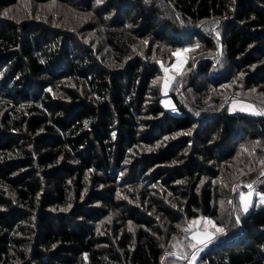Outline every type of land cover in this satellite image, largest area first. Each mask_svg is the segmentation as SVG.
<instances>
[{
  "label": "trees",
  "instance_id": "trees-1",
  "mask_svg": "<svg viewBox=\"0 0 264 264\" xmlns=\"http://www.w3.org/2000/svg\"><path fill=\"white\" fill-rule=\"evenodd\" d=\"M215 20L224 62L264 88V0H0V264H161L192 256L200 217L225 231L195 264H264V204L225 217L228 187L264 195V119L195 80L168 112L153 83Z\"/></svg>",
  "mask_w": 264,
  "mask_h": 264
},
{
  "label": "rangeland",
  "instance_id": "rangeland-1",
  "mask_svg": "<svg viewBox=\"0 0 264 264\" xmlns=\"http://www.w3.org/2000/svg\"><path fill=\"white\" fill-rule=\"evenodd\" d=\"M19 5L7 9L10 11L11 16H14V18L21 17V13L29 12L30 6H23L18 7ZM68 9V8H67ZM32 10V9H31ZM54 10V9H53ZM49 13V11H47ZM5 13V12H4ZM54 14H59V16H62L61 11L54 10ZM64 16H67L65 14ZM69 21H72L71 18H68ZM90 23H94V18L90 19ZM221 25L220 21H211L204 23L200 28L204 31L203 35L198 37L197 40L190 42L185 48L194 49L192 51H189L187 53H181L179 54V61L178 56L171 53L170 56L166 58V60L162 63H159V74L158 77L153 82L156 86H161V105L162 107L168 111L172 112L174 109V105L170 99V95H179L180 90L186 86L190 81L195 80L196 82L203 85L206 81L216 83L215 86H208L207 87V98L205 100L210 102H215V98L217 96L222 95V100H219L221 102V105H219V109L221 111H224L228 115H234V114H242V115H248L250 117H262L264 119V116L260 115H254L251 112L248 111H232V102L235 100L238 102V104L252 105L257 111H264V88L257 87L255 89H248L245 85V73L244 72H238L233 67V65L228 61L224 62V56L223 51L220 46L221 41V35L217 32L218 27ZM199 28V29H200ZM217 33L219 34L217 36ZM87 36V38H86ZM85 39H88L87 41H91V39H94L93 33L86 34ZM209 41L210 45H213L212 48L210 45L206 42ZM199 45L197 48L196 45ZM210 47V48H209ZM182 49V48H181ZM186 61V62H185ZM210 62L212 72L208 73V75L200 76L198 74L199 64L200 62ZM202 63V62H201ZM183 64V68L181 69L180 74H177L176 69L180 67V65ZM189 64L188 67L186 65ZM163 65V67H162ZM219 66H222L221 68H218ZM262 67H264V64L262 63ZM165 69H169V71L165 72ZM218 69V70H217ZM214 73L213 80H209L211 78V74ZM169 77H174V79L170 80L167 89H165V81ZM159 87V86H158ZM228 91V96L226 95ZM165 92L167 94L165 95ZM52 93L58 97H61L59 95V92L52 91ZM231 93V94H230ZM231 96V97H229ZM219 102V103H220ZM165 140H167L165 138ZM164 140L157 143V145L163 143ZM161 146V145H160ZM246 173V172H245ZM253 185V196H252V205L254 202L256 203V206H258L261 201V198L264 197V195H261L260 193L256 192L254 187H256L257 182L254 181L250 183ZM248 184H238L233 185L230 189V194L227 197L228 207L225 209V217L226 218V227L229 223H233V226L236 228H240V222L239 224L236 223L237 217L243 216L246 214L243 211V206L240 203V193L243 192L247 194L249 189L246 187ZM123 194V191H119V197ZM234 198V199H233ZM123 201L126 199H122ZM220 200V199H219ZM226 200V198L224 199ZM130 203V200H126ZM231 201V203H229ZM239 202V204H238ZM233 203V205H232ZM235 205V206H234ZM222 208V203L220 206ZM252 208V206L249 208V210ZM248 210V211H249ZM235 212L240 213L239 216L235 217ZM248 213V212H247ZM219 217V216H218ZM216 224L215 220H213ZM215 239L212 240L211 243L208 244L207 247L212 246L213 244H216L218 242L217 236ZM177 237V236H176ZM206 247V248H207ZM203 249L202 252L199 253V255L203 254L205 252V249ZM198 255V256H199ZM197 256V258H198ZM165 257H174V256H166ZM165 257H162L163 259H166ZM188 259H179L184 264H191V257L190 255L187 256ZM176 258V257H174ZM196 258V260H197ZM195 260V263H196Z\"/></svg>",
  "mask_w": 264,
  "mask_h": 264
},
{
  "label": "snow or ice",
  "instance_id": "snow-or-ice-1",
  "mask_svg": "<svg viewBox=\"0 0 264 264\" xmlns=\"http://www.w3.org/2000/svg\"><path fill=\"white\" fill-rule=\"evenodd\" d=\"M147 2V0H146ZM5 15H7V13H5ZM219 34L217 33V36ZM144 43H147V41H145ZM196 47L198 48L199 45L197 44ZM194 49H189V48H183V49H176L175 52L173 53L174 55L178 56V61H179V54L181 53H187L189 51H192ZM186 62V61H185ZM163 67V65H162ZM183 68V64L180 65V67H178L176 69L177 74H180L181 69ZM169 71V69H165V72L167 74V72ZM174 79V77H169L166 81H165V89H167L168 84L170 82V80ZM167 94V92H165V95ZM232 111H248L251 112L254 115H260V116H264V111H257L252 105L247 104V105H243V104H238L237 101H233L232 102ZM113 137H115V133H113ZM264 163V162H262ZM261 175H264V173H261ZM249 191L247 192V194L241 192L240 193V203L243 206V211L245 213L248 212L249 208L252 206V196H253V185L252 184H248L246 186ZM223 203V202H221ZM229 203H231V201H229ZM261 204H264V197L261 198L260 201ZM236 223L239 224V217H237L236 219ZM178 227H180L178 225ZM184 233H186V237L185 239H188L189 241H192L191 243H189L187 246L191 249H193L192 252V257H191V264H195V260L197 258V256L199 255L200 252L203 251L204 248H206L208 246L209 243L212 242V240L215 239L217 234H224V228L223 227H218L213 220L209 219V218H205V217H200L197 219H192L190 221L186 222V226H184L181 229ZM173 239H175V237H173ZM174 248L178 247V245H173ZM166 256H174L176 257V259H188L186 254L183 253H177V252H169L166 253ZM161 264H164V261H161Z\"/></svg>",
  "mask_w": 264,
  "mask_h": 264
},
{
  "label": "crops",
  "instance_id": "crops-1",
  "mask_svg": "<svg viewBox=\"0 0 264 264\" xmlns=\"http://www.w3.org/2000/svg\"><path fill=\"white\" fill-rule=\"evenodd\" d=\"M166 258V257H165Z\"/></svg>",
  "mask_w": 264,
  "mask_h": 264
}]
</instances>
